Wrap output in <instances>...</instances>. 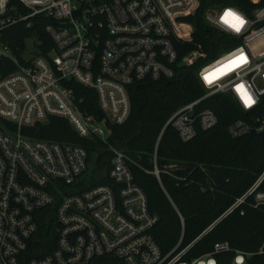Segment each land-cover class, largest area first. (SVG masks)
I'll list each match as a JSON object with an SVG mask.
<instances>
[{
    "label": "built area",
    "instance_id": "built-area-1",
    "mask_svg": "<svg viewBox=\"0 0 264 264\" xmlns=\"http://www.w3.org/2000/svg\"><path fill=\"white\" fill-rule=\"evenodd\" d=\"M16 1L0 0V264H217L215 255L229 251L234 252L230 264H249L251 253L233 249L227 240L191 260L182 259L189 246L177 248L182 238L163 253L151 231L159 217L149 211L133 179L132 160L108 144L107 123L119 125L129 117L128 91L135 82L173 78L177 68L187 67L203 95L172 111L160 135L171 127L186 142L199 130L213 128L218 118L201 104L221 94L244 114L227 125L230 137L264 132V0H248V11L207 0L202 19L218 33L216 46L195 38L200 0ZM226 11L244 21L238 31L224 22ZM35 16L48 19L43 30L52 49L28 59L22 55V64L2 41V30L19 22L28 27ZM217 51L219 56L210 60ZM7 61L15 65L13 71ZM72 83L94 91L102 118L81 108L84 97ZM239 85L254 101L251 106ZM51 117L104 145L110 152L104 160L107 172L94 173V159L88 160L79 144L21 132ZM153 163L151 173L159 180L156 150ZM104 178L112 185L99 182ZM263 180L264 173L222 217L249 196L253 208L264 205ZM49 210L57 222L55 245L50 252L27 256ZM263 252L264 241L256 253Z\"/></svg>",
    "mask_w": 264,
    "mask_h": 264
},
{
    "label": "trees",
    "instance_id": "trees-1",
    "mask_svg": "<svg viewBox=\"0 0 264 264\" xmlns=\"http://www.w3.org/2000/svg\"><path fill=\"white\" fill-rule=\"evenodd\" d=\"M224 1L244 11L251 7L248 0ZM12 3L17 4V1L12 0ZM206 6L207 0H200L194 18L195 38L205 46H216L218 33L202 19ZM19 9L25 12L21 6ZM30 21L28 27L27 22H19L2 30V41L9 45L22 64L26 40H34L35 52L44 54L52 49V42L43 30L48 19L35 16ZM204 33L209 34L208 39L204 38ZM6 63L8 71L15 69V65ZM71 86L84 97L81 108L102 118L94 91L76 83ZM128 93L129 117L119 125L107 123L108 144L124 151L132 160L133 179L143 189L149 211L159 217L151 231L162 252L173 250L182 238L177 248L189 246L182 259L191 260L208 254L216 241L227 240L233 249L251 253L249 264H264V252L256 253L264 241V205L253 208V198L249 196L222 217L224 211L264 173V132L237 139L230 137L227 125L244 114L228 96L221 94L211 96L201 104L215 112L218 122L213 128L199 130L186 142L181 141L171 127H166L160 135L172 111L203 95L191 68L179 67L169 79L135 82ZM21 132L31 138L79 144L87 149L88 160L94 159V173L108 170L109 165L104 160L109 158L110 152L105 146L97 139L79 137L63 119L51 117L46 123L24 127ZM155 150L159 180L151 173ZM99 182L112 185L106 178ZM261 187L264 188V180ZM49 212L48 219H41L36 236L29 242L27 256L42 255L53 249L57 222L51 210ZM177 212L184 219L183 226ZM233 256L234 252L229 251L215 255V258L217 264H230Z\"/></svg>",
    "mask_w": 264,
    "mask_h": 264
},
{
    "label": "snow or ice",
    "instance_id": "snow-or-ice-1",
    "mask_svg": "<svg viewBox=\"0 0 264 264\" xmlns=\"http://www.w3.org/2000/svg\"><path fill=\"white\" fill-rule=\"evenodd\" d=\"M229 15L234 16V14H233L232 12H230V11H226V12L224 13V17H223V18H224V22H225L226 24H229V23H228L227 20H225V17H226V16H229ZM236 18L239 19L238 17H236ZM240 23L243 24V21L241 20ZM230 25H231V27L235 28L237 31L239 30V26H237V25H232V24H230ZM240 59H243V57H240ZM233 62H235V61H233ZM238 91H241V94H242L243 97H244V101H245V104H246V105L251 106L252 103H254V101L252 100L251 96H249V95L247 94V92L244 91V86H243V85H239V86H238Z\"/></svg>",
    "mask_w": 264,
    "mask_h": 264
},
{
    "label": "rangeland",
    "instance_id": "rangeland-1",
    "mask_svg": "<svg viewBox=\"0 0 264 264\" xmlns=\"http://www.w3.org/2000/svg\"><path fill=\"white\" fill-rule=\"evenodd\" d=\"M37 43V42H36ZM236 44L232 43L228 46V48H232L234 47ZM26 48L27 50L24 51L23 56L25 59L31 58L32 55L35 54V47H34V40H26ZM221 51H217L215 52L209 59L210 60H215V58H217L219 56Z\"/></svg>",
    "mask_w": 264,
    "mask_h": 264
},
{
    "label": "clouds",
    "instance_id": "clouds-1",
    "mask_svg": "<svg viewBox=\"0 0 264 264\" xmlns=\"http://www.w3.org/2000/svg\"><path fill=\"white\" fill-rule=\"evenodd\" d=\"M225 20H227L228 21V23L229 24H232V25H237V26H241L242 24L240 23V21L242 20V19H237L236 18V16H231V15H229V16H226L225 17ZM243 21V20H242ZM244 22V21H243Z\"/></svg>",
    "mask_w": 264,
    "mask_h": 264
}]
</instances>
